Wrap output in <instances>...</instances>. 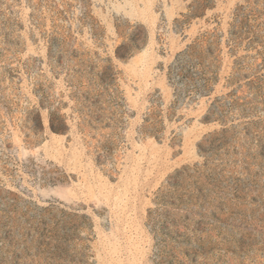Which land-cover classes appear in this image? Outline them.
<instances>
[{
	"label": "rangeland",
	"instance_id": "rangeland-1",
	"mask_svg": "<svg viewBox=\"0 0 264 264\" xmlns=\"http://www.w3.org/2000/svg\"><path fill=\"white\" fill-rule=\"evenodd\" d=\"M0 264H264V0H0Z\"/></svg>",
	"mask_w": 264,
	"mask_h": 264
},
{
	"label": "bare ground",
	"instance_id": "bare-ground-1",
	"mask_svg": "<svg viewBox=\"0 0 264 264\" xmlns=\"http://www.w3.org/2000/svg\"><path fill=\"white\" fill-rule=\"evenodd\" d=\"M135 3H136V2H135ZM135 11H136V10H135ZM135 11H134V12H135Z\"/></svg>",
	"mask_w": 264,
	"mask_h": 264
}]
</instances>
